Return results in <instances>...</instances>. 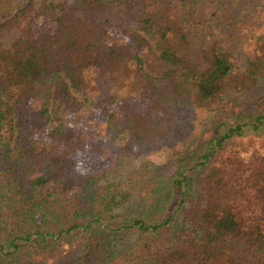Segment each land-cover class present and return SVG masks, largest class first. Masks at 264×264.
<instances>
[{
    "label": "trees",
    "instance_id": "16d2710c",
    "mask_svg": "<svg viewBox=\"0 0 264 264\" xmlns=\"http://www.w3.org/2000/svg\"><path fill=\"white\" fill-rule=\"evenodd\" d=\"M256 131L264 0H0V264H264V149L231 143ZM159 141L171 173L109 161Z\"/></svg>",
    "mask_w": 264,
    "mask_h": 264
},
{
    "label": "rangeland",
    "instance_id": "374dc122",
    "mask_svg": "<svg viewBox=\"0 0 264 264\" xmlns=\"http://www.w3.org/2000/svg\"><path fill=\"white\" fill-rule=\"evenodd\" d=\"M232 96H236L233 95ZM244 97V96H242ZM231 98V95H230ZM89 99V98H88ZM238 100V99H237ZM130 103H135L136 102V98L135 97H130L129 99ZM84 105L85 103L88 104V100L82 102ZM249 102L245 99H241V101L238 100V103L236 101H226V106L228 107H222L220 106L218 108V111L216 113V116L218 115V112H224L226 114H231V113H227V110H229V108L233 105V111L234 113H238L239 118H242V115H247L248 113L252 112L253 108L252 106H250L248 104ZM92 107L94 108V105H92ZM215 113V112H214ZM214 113L213 112H206V113H197V115L194 116V118H192L190 120V125H194L193 127H197V124H200L201 126L203 125L202 131H204L205 133L202 134V138H205L206 135L208 134V132L206 131V128L204 127L207 123H209L210 120H212V118H214ZM232 115V114H231ZM229 115V117L231 116ZM89 115H83V120L84 123H87L88 125L91 124V128L94 130L100 129V120L97 118H91L92 122L89 120ZM233 116V115H232ZM229 122L232 121V118H228L227 119ZM262 141V137L261 135L256 131V132H249L247 134H245L243 137H238V138H234L232 140V145L234 147L239 148V152L241 154L242 157L246 158L248 157L251 152L253 151H262L264 148V145H262L261 143ZM159 145L158 147L150 152V153H146V152H142L139 150L134 151V153L131 154L130 157H128V159H123L121 163H118L116 161L115 156H113L112 158L109 159V161L111 162V164L115 165L117 167H119L117 170V172H127V171H133L134 173H143L145 168L148 170L150 169V165H163V167H161V170L159 171V174L161 173H171L172 171H174L175 166L172 163H168V160L165 161V159H162L163 157L166 156V147L167 145H163L162 142H158ZM172 144H176V142H171ZM171 144V145H172ZM177 145V144H176ZM107 167H110V163L108 164ZM131 169V170H128ZM135 169V170H133ZM126 187V186H125ZM141 192L143 193V189L141 188ZM133 196V195H132ZM128 200H131L130 198H128ZM166 213L168 212L165 211ZM68 250L67 248V244L66 243H62L60 244V242L55 243L54 245L49 246L48 248L44 249V250H40L37 252H31L29 253V255H25V256H21L19 261L16 262H11L8 264H32L34 261H38V262H42L44 264H55L57 262V258L59 256H61L63 253H65ZM58 264V263H57Z\"/></svg>",
    "mask_w": 264,
    "mask_h": 264
}]
</instances>
